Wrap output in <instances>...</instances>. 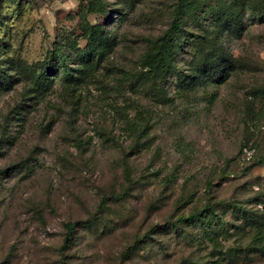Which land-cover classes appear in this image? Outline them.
<instances>
[{"label": "rangeland", "instance_id": "374dc122", "mask_svg": "<svg viewBox=\"0 0 264 264\" xmlns=\"http://www.w3.org/2000/svg\"><path fill=\"white\" fill-rule=\"evenodd\" d=\"M93 2L0 0V264H264V0Z\"/></svg>", "mask_w": 264, "mask_h": 264}, {"label": "trees", "instance_id": "16d2710c", "mask_svg": "<svg viewBox=\"0 0 264 264\" xmlns=\"http://www.w3.org/2000/svg\"><path fill=\"white\" fill-rule=\"evenodd\" d=\"M95 7L98 4V0H94L92 3ZM186 8H184V4L177 5L174 14H173V26L172 29L174 32H166L160 39L159 43L157 44V47L153 51H149L144 54L143 56V65L144 68L150 73L151 75H161L164 74L169 68L172 67V60L173 56L176 53L177 46L180 45V41L182 38V28L179 24V18L180 14L185 11ZM262 10V11H261ZM264 13V8L257 11L258 14ZM178 33V34H177ZM61 48H58L57 50L54 49L53 52L50 54L53 55V57H57L58 61L62 64L66 63L63 54L61 53ZM39 81V82H38ZM37 83L41 84L43 83L40 81V74L37 77ZM243 213L245 212L242 209ZM241 214V213H240ZM242 215V214H241ZM248 216V215H244ZM209 220V222L215 223L216 220H221V217L219 214L215 211L214 207L211 206L210 203L205 204L201 210H197L194 212H191L187 215L179 216L174 223H170L172 225H177V223H185V224H193V223H204V220ZM83 224L85 225V222H67L64 224V227L66 229V241L67 243L72 240V236L75 230L76 224Z\"/></svg>", "mask_w": 264, "mask_h": 264}]
</instances>
